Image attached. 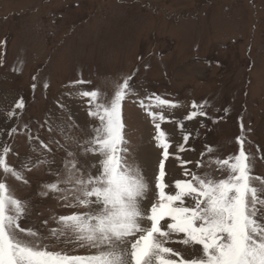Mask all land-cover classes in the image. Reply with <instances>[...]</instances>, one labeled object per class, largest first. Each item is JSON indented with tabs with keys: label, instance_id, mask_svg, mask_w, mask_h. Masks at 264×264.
I'll return each instance as SVG.
<instances>
[{
	"label": "rangeland",
	"instance_id": "obj_1",
	"mask_svg": "<svg viewBox=\"0 0 264 264\" xmlns=\"http://www.w3.org/2000/svg\"><path fill=\"white\" fill-rule=\"evenodd\" d=\"M128 75L136 94L122 105L123 147L150 184L146 204L155 199L162 159L146 111L149 97L178 105L151 110L165 116L162 129L173 142L170 152L182 142L179 124L191 133L185 145L190 150L180 153L193 161L187 167L204 171L193 165L205 145L215 149L213 156L236 154L237 138L243 136L253 174L264 177V0H0V150L10 148L8 164L28 181L6 178L15 195L30 204L31 216L22 226L44 231L45 220L47 228L56 227L52 216L84 211L64 207L53 194L40 195L43 185L56 179L49 169H62L66 158L64 148L50 141H59L81 161L94 160L66 143L59 126L71 125L78 141L90 137L99 122L88 115L87 98L79 93L98 90L111 97L114 83ZM20 98L22 110L14 108ZM194 102L207 115L187 120L200 110L192 108ZM13 110L17 115L9 118ZM40 141L52 153L41 149ZM41 153L52 163L25 170ZM165 168L166 181L183 178L173 158ZM170 246L188 254L180 244ZM73 248L65 250L95 251Z\"/></svg>",
	"mask_w": 264,
	"mask_h": 264
},
{
	"label": "snow or ice",
	"instance_id": "obj_2",
	"mask_svg": "<svg viewBox=\"0 0 264 264\" xmlns=\"http://www.w3.org/2000/svg\"><path fill=\"white\" fill-rule=\"evenodd\" d=\"M130 81L132 75L115 82L111 97L98 90L79 93L87 98L88 115L99 122L84 141L71 136V125L59 126L66 143H75L81 149L79 155L91 154L94 160L81 161L59 141H50L64 148L66 158L62 169H49L56 179L44 184L40 195L53 194L64 207L84 209L52 216L56 227L47 228L48 220L42 222L44 231L22 226L31 216L30 204L15 195L6 178L10 175L22 183L28 181L22 171L8 164L10 148L0 150L4 177L0 179V264H264V177L253 174V157L244 149L243 136L236 141L238 152L224 158L213 156L215 149L205 145L201 159L193 165L204 171H194L187 167L193 161L180 155L190 150L185 145L191 137L182 123L178 125L182 142L169 151L173 142L162 129L165 116L151 108L178 105L160 96L149 97L152 103L146 109L162 159L155 176V199L145 203L150 184L139 166L128 161L123 147L122 105L136 94ZM140 106L145 107L143 101ZM24 107L23 98L15 102V109ZM192 108L200 110L188 114L187 120L207 115L203 105L194 102ZM16 115L15 110L8 113L9 118ZM29 139H33L31 134ZM40 148L53 151L43 141ZM170 157L183 169V178L166 181L165 162ZM50 163L41 153L24 169L31 171ZM172 244L184 246L188 254ZM68 245H74L73 251H95L72 254L65 250Z\"/></svg>",
	"mask_w": 264,
	"mask_h": 264
},
{
	"label": "bare ground",
	"instance_id": "obj_3",
	"mask_svg": "<svg viewBox=\"0 0 264 264\" xmlns=\"http://www.w3.org/2000/svg\"><path fill=\"white\" fill-rule=\"evenodd\" d=\"M146 168V167H145Z\"/></svg>",
	"mask_w": 264,
	"mask_h": 264
}]
</instances>
